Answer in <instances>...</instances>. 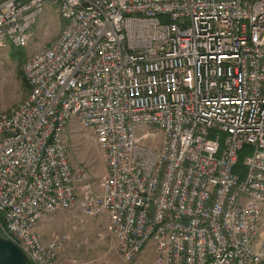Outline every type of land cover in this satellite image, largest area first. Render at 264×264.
I'll return each mask as SVG.
<instances>
[{
	"label": "built area",
	"instance_id": "built-area-1",
	"mask_svg": "<svg viewBox=\"0 0 264 264\" xmlns=\"http://www.w3.org/2000/svg\"><path fill=\"white\" fill-rule=\"evenodd\" d=\"M44 6L61 29L0 112V238L56 264L71 241L37 225L78 211L72 227L103 219L126 264L148 249L153 264H264V0H0V50L33 44ZM71 123L101 152L93 185L71 168Z\"/></svg>",
	"mask_w": 264,
	"mask_h": 264
},
{
	"label": "rangeland",
	"instance_id": "rangeland-1",
	"mask_svg": "<svg viewBox=\"0 0 264 264\" xmlns=\"http://www.w3.org/2000/svg\"><path fill=\"white\" fill-rule=\"evenodd\" d=\"M60 29L61 22L53 9L44 6L33 29L35 41L29 47L23 48L25 58L53 41ZM9 49L0 50V112L15 107L27 94V89L21 79V66L10 57ZM63 138L73 172L84 175L85 183L92 185L97 183L104 173V165L93 135L85 132L75 123H71L64 132ZM78 186H81V183ZM76 214L79 212L51 214L37 225L38 234L43 243L61 234L68 235L71 241L60 253L56 264H126L117 257L115 242L108 235L104 220L80 218L84 227H72ZM255 242L258 248L264 246V205ZM130 264H153L151 250H145Z\"/></svg>",
	"mask_w": 264,
	"mask_h": 264
},
{
	"label": "water",
	"instance_id": "water-1",
	"mask_svg": "<svg viewBox=\"0 0 264 264\" xmlns=\"http://www.w3.org/2000/svg\"><path fill=\"white\" fill-rule=\"evenodd\" d=\"M0 264H31L15 245L0 238Z\"/></svg>",
	"mask_w": 264,
	"mask_h": 264
},
{
	"label": "trees",
	"instance_id": "trees-1",
	"mask_svg": "<svg viewBox=\"0 0 264 264\" xmlns=\"http://www.w3.org/2000/svg\"><path fill=\"white\" fill-rule=\"evenodd\" d=\"M9 55L13 60L18 62L19 66H21L26 59L24 51L21 48H10L9 49ZM21 79H22V82H23L25 88L27 89L26 84H25L22 76H21ZM249 153H250V149L247 147H245L241 150V152L238 155L237 163H236V166H235L234 171H233L234 174H236L240 177L243 176V174H244L243 160Z\"/></svg>",
	"mask_w": 264,
	"mask_h": 264
}]
</instances>
